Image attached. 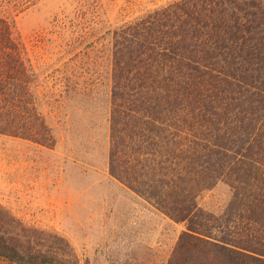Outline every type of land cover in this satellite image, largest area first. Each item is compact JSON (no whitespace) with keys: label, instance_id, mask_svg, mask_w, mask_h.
I'll return each mask as SVG.
<instances>
[{"label":"trees","instance_id":"1","mask_svg":"<svg viewBox=\"0 0 264 264\" xmlns=\"http://www.w3.org/2000/svg\"><path fill=\"white\" fill-rule=\"evenodd\" d=\"M37 1L0 0V134L46 145L41 76L10 18ZM110 35L111 174L186 225L169 264H264V0H174ZM220 181L236 193L215 225L199 198ZM15 234L0 231V257L67 264Z\"/></svg>","mask_w":264,"mask_h":264},{"label":"rangeland","instance_id":"2","mask_svg":"<svg viewBox=\"0 0 264 264\" xmlns=\"http://www.w3.org/2000/svg\"><path fill=\"white\" fill-rule=\"evenodd\" d=\"M172 1L39 0L11 13L41 76L54 139L42 145L0 134L1 232L22 233L28 249L67 264L171 262L186 225L117 180L109 156L110 31ZM235 193L220 181L201 194L215 225L228 219ZM229 229L217 233L234 235Z\"/></svg>","mask_w":264,"mask_h":264}]
</instances>
